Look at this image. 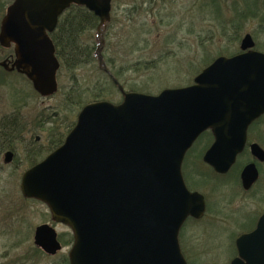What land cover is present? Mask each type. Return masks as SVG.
<instances>
[{
    "label": "water",
    "instance_id": "95a60500",
    "mask_svg": "<svg viewBox=\"0 0 264 264\" xmlns=\"http://www.w3.org/2000/svg\"><path fill=\"white\" fill-rule=\"evenodd\" d=\"M73 5L99 18V35L111 21L113 0H15L2 20L0 45L14 43L16 61L11 69L1 65L25 75L42 98L59 91L60 62L49 34ZM254 48L246 34L242 53L220 56L192 85L158 95L127 92L114 80L123 101L84 106L63 145L24 173V198L45 203L55 221L72 229L71 264H188L180 231L189 217L202 219L206 206L187 188L183 161L208 130L215 139L203 160L216 172L228 173L243 151L250 124L264 114V53ZM97 56L106 71L101 46ZM6 156L10 162L12 153ZM257 175L253 164L245 168L246 189ZM254 239L264 241V215L239 241ZM35 242L60 249L48 225L37 228Z\"/></svg>",
    "mask_w": 264,
    "mask_h": 264
},
{
    "label": "rangeland",
    "instance_id": "374dc122",
    "mask_svg": "<svg viewBox=\"0 0 264 264\" xmlns=\"http://www.w3.org/2000/svg\"><path fill=\"white\" fill-rule=\"evenodd\" d=\"M258 1L260 14L255 17L249 15L243 22L242 32H239L238 23L242 21L237 15H241L244 9L250 10L248 0H118L116 4L113 3L110 31L106 30L107 34L105 32L107 40L100 34L105 44L104 47L101 46V53L116 60V69L136 64L143 68L157 63L155 68L147 71H139L137 67L138 69L126 72L123 88L127 92H133L130 85L146 84L150 91L143 94L148 95H158L164 89L190 86L194 78L208 66L203 64L220 56L238 53L241 40L246 34L252 35L257 50L264 51V0ZM135 4L140 10L143 8V12L132 16ZM133 36H136V46L134 42L130 43ZM94 41L91 39V43ZM75 74L77 83L85 89L101 84L107 88L110 85L109 76L102 72L97 61L78 69ZM1 77L0 117L14 107H20L19 104H25L26 107L21 111L25 120L27 119V130L20 134L22 140L15 143L21 156L17 161L19 165L0 170V220H21L17 225L22 226L16 228V233L22 239L23 236L31 239L28 243L32 251L35 246V228L50 221V213L45 204L29 198L27 200L21 192L23 174L29 169L23 156L29 148L46 145L49 130L56 126L67 134L82 108L97 101L87 94L84 105H77L72 111H66L65 101L75 86L69 73L59 74V91L49 98L36 94L25 78ZM122 101L121 92L116 91L115 97L108 102L120 104ZM21 123L25 126V123ZM205 141L207 140L201 138L186 157V169L192 174L203 170L200 162ZM47 155L36 160L41 162ZM0 164H4L3 159H0ZM197 179L190 182L195 183ZM211 205L218 206V203L213 202ZM234 207L228 204L220 208L219 213L214 211L208 213L202 221H190L186 224L180 235V244L188 264H229L234 232L238 230ZM57 231L63 232L65 229L57 228ZM6 241L7 239H0V246L5 247ZM22 245L28 246L25 243ZM35 256L36 254L32 256L31 262H57L56 259L45 257L36 261ZM6 258L7 256L0 254V264H6Z\"/></svg>",
    "mask_w": 264,
    "mask_h": 264
},
{
    "label": "flooded vegetation",
    "instance_id": "af4514ba",
    "mask_svg": "<svg viewBox=\"0 0 264 264\" xmlns=\"http://www.w3.org/2000/svg\"><path fill=\"white\" fill-rule=\"evenodd\" d=\"M14 1L15 0H0V31L2 20L7 14L8 8L14 3ZM258 2V0H248V3H250L249 15L251 14L252 17L258 16L261 12L260 7H258ZM69 9H67L58 18L56 29L63 15ZM51 34H49L50 38ZM254 50L259 51L256 49V43ZM260 52L264 53V51ZM240 53H242L241 50L238 53L225 57L230 58ZM15 61V44L12 43L10 47L6 48L0 45V76H2L3 78L15 76L26 79L25 75L19 73L18 71L6 70L5 67L1 65L5 62L8 65V68L11 69ZM18 106L20 107H14L11 111L7 112V114L0 117V126L3 122L2 120L6 117H10L9 119L14 121L15 117H17L18 119H20L21 122L25 123V126H27V119L25 120V117L23 116L21 111L24 110L26 105L19 104ZM205 133H210L211 135L202 134L194 143L193 147L187 152L182 165V174L185 184L189 191L198 192L204 197L206 212L202 219H194L192 217H189L183 225L180 235L188 222L202 221L208 215V213H212L214 211L216 213H219L220 208L228 206V204H232L233 206H235L234 213L238 225V230L234 232L235 235L233 241L232 254L231 257L228 258V260L230 259L229 264H232V262H235V264H264L263 240L254 239L249 242L239 241L242 236L254 233L258 221L264 215V114L250 124L247 131V141L245 147L243 151L237 156L234 165L231 167L228 173L225 174L216 172L210 165L205 163L203 160L205 153L211 147L215 139L211 130H208ZM201 138L207 140L204 142V145L202 147V156L200 164L203 170H201V172H194L193 175L192 172L186 169V157L199 143L198 141ZM21 140L22 138H20V141ZM20 141L11 139L10 137L2 135L0 133V159H3L4 162V164H0V170L4 169L5 167H15L16 164L19 165V162L17 163V161L21 156H19V153L16 150L17 146H15V143ZM257 147L260 149L261 152L258 150ZM8 152L12 153V159L10 162H6V155ZM33 154L34 153L28 150L26 151L25 156H23L26 160L25 165H27L29 169L40 163V161H37L35 159V156ZM252 164L255 166L258 175L257 179L253 182V184L248 189H246L243 185L242 173L247 166ZM29 169H27L25 172H27ZM196 178H198L199 180L197 179L195 183L190 182L195 181ZM25 199L28 200V198ZM213 202H217L218 206H212L211 204ZM46 207L48 208L50 213V221L42 225H48L53 230H55L57 241L60 244V249L58 251L49 252L36 244V230L38 227L42 226L39 225L35 228V232L33 233L35 246L34 248H32L31 251V247H29L31 239L25 236H23L24 239H22L21 235L16 233V228H20L22 226L17 225V222H20L21 220L11 222H5L0 220V239H7V241L4 242V244L7 243V245L5 247L0 246L2 247L0 248V254L7 256V258L5 259L7 260L6 264H38L36 262H31V260L33 259L32 256L35 254L37 256H35L36 261L40 260L42 257H45L47 259H56L57 262L54 264H71L70 253L73 249L75 242L74 233L69 226L55 221L53 219L49 207L47 205ZM57 228H63L65 229V231L58 232ZM23 243H25V245L27 244L28 246L24 247L22 245ZM20 244L21 246H18Z\"/></svg>",
    "mask_w": 264,
    "mask_h": 264
},
{
    "label": "trees",
    "instance_id": "16d2710c",
    "mask_svg": "<svg viewBox=\"0 0 264 264\" xmlns=\"http://www.w3.org/2000/svg\"><path fill=\"white\" fill-rule=\"evenodd\" d=\"M118 0H113V3L116 4ZM142 8V7H141ZM133 14L143 12V8L140 10L137 4L133 7ZM251 15V14H250ZM130 16V15H129ZM249 17V11L245 10L242 12V14H238L237 18H240L242 22H239L238 24V30L239 32H242L243 29V22L245 19L247 20ZM239 20V19H238ZM112 21L107 24L105 28L102 30V36H104V39L107 40L106 34L107 31H110V25L112 24ZM99 25V18L91 11L86 9L85 7H79V6H72L62 17L56 31L51 34V38L55 44L56 47V55L60 62V71L64 73H69L70 77L72 78V81L75 82V86L72 88L70 95H68V98L66 99L65 103V110H73L75 106H82L86 102L85 96L88 94L89 98L95 99L94 101H111L115 97V92L119 91L118 87L116 86L114 80L119 82L122 87H124L123 80H125L124 74L126 72H129L133 69H138L139 71H147L152 68H155L157 63L152 64L151 66H144L143 68H140L138 64L135 66L127 65V66H121L118 69H116V60L113 58H109L104 53H102L103 58L105 60V65L108 68V71L105 72L102 70L103 73H105L110 78V85L109 87L105 88L103 87V84L100 86L97 85L95 88L92 89H85L82 86H80L78 83L77 75L75 72L78 69H82L86 66L93 65L94 62H98L97 58V49L100 46V37L97 33V28ZM106 32V34H105ZM134 33L132 32V35ZM136 36H133V40L130 42H134V46L137 45V41H134ZM91 39L94 41L91 43ZM239 41V40H238ZM105 44H103L102 47H104ZM259 48V47H258ZM133 50V49H131ZM213 62V61H212ZM212 62H208L203 65H210ZM199 71V69H198ZM197 71V72H198ZM59 76V75H58ZM26 80V79H25ZM28 81V80H27ZM29 82V81H28ZM78 82V83H77ZM30 83V82H29ZM130 88L133 92L139 91L142 93H149V87L145 84V86H136V85H130ZM57 115V114H56ZM10 117H6L3 119L2 124L0 126V133L2 135H6L14 140L20 139V134L25 132L27 130L26 126L21 123L20 119L15 117L14 120H10ZM37 121V120H36ZM76 122L72 124L71 128L67 132V134H64L62 131H60L59 127L56 126L55 129L49 130L50 135L48 142L46 145H43L41 147H32L29 148V151H33V155L35 156V159H40L41 157H44L46 154H51L56 149H58L60 146L63 145L67 135L70 133V131L75 127ZM204 135H211L210 133H205ZM35 152L37 154H35ZM202 155V153H201ZM200 155V156H201Z\"/></svg>",
    "mask_w": 264,
    "mask_h": 264
}]
</instances>
